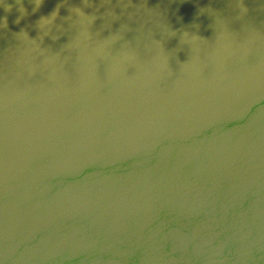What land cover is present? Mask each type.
I'll return each instance as SVG.
<instances>
[{"label": "water", "instance_id": "1", "mask_svg": "<svg viewBox=\"0 0 264 264\" xmlns=\"http://www.w3.org/2000/svg\"><path fill=\"white\" fill-rule=\"evenodd\" d=\"M7 3L0 264H264V0Z\"/></svg>", "mask_w": 264, "mask_h": 264}, {"label": "clouds", "instance_id": "2", "mask_svg": "<svg viewBox=\"0 0 264 264\" xmlns=\"http://www.w3.org/2000/svg\"><path fill=\"white\" fill-rule=\"evenodd\" d=\"M43 0H38V3H37V8L42 4ZM0 3H3V6L7 9L10 7V5L7 3V0H0ZM34 11L36 9H33ZM21 11H24V9L22 8ZM14 23H17L19 24L20 23V18H17ZM5 27H7V19L5 18Z\"/></svg>", "mask_w": 264, "mask_h": 264}]
</instances>
